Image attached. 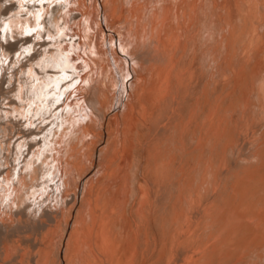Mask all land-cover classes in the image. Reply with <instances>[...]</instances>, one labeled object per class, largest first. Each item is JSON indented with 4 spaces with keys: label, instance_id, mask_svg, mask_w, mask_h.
<instances>
[{
    "label": "bare ground",
    "instance_id": "bare-ground-1",
    "mask_svg": "<svg viewBox=\"0 0 264 264\" xmlns=\"http://www.w3.org/2000/svg\"><path fill=\"white\" fill-rule=\"evenodd\" d=\"M130 1H132V0H130ZM201 1L203 2V0H144L143 5L139 4L140 5L139 7L135 6V7L131 8V10H127V12H126V17L129 18L131 24H133L132 31H133V29L136 30L135 33H133L130 30L125 31L126 30L124 27L125 24L123 25V27L121 24H120L121 26L119 25L118 22L120 20L122 21V19L119 20V17H117V15H119V14L116 15V13L114 11H112V14L109 15L108 17H106L107 15H105L104 18H105V20H107V18H108L110 21L112 20L114 23H117V24H115L118 26V27L116 26V28H117L116 31H117L119 37L120 36L123 37L120 44L122 45V42H123V44L128 48L130 54L133 55L132 60H134V62L137 61L138 63H141L142 65L146 66V64H148V65L151 63L153 64V62H155V61H158V63H159L160 60H167L168 63H166V62H163V63H164V65L168 64L170 67L173 65V62H175L176 59L179 58L177 56L178 58L174 59L177 50H180L179 45L184 43V41H185V38H184V40H183V38H181L183 36V33H185V30L187 28H188V30H190V27L191 28L197 27V24L199 23L198 18L200 15H198V14L201 11L202 5H203V4L201 5ZM258 1H259L258 3H260V0H258ZM126 2L130 3L129 5H131V2H128V0ZM140 2H142V0ZM217 2H219V0ZM249 2H251V1L249 0ZM254 2L257 3V1H255V0H254ZM132 3H133V1H132ZM223 3H226V2L224 1ZM235 3L237 4V2H235ZM215 4H216V1L212 2L210 4L211 5L210 8L215 7ZM251 4L252 3H250V5ZM82 5H84V0H0V22L2 20V23L0 24V40L1 41H2V39L5 40V44H4L5 46H0L1 47L0 48V139H1V142H0V264H12L13 262L14 263L16 262L15 264H20V261H22L26 258L27 259L32 258L34 260L33 255L30 257L28 256L29 258L27 257L28 254L26 255V251H28L27 246H29V248H30V245H27L28 240L26 242L27 250L24 251L22 249L23 247L21 248V246H22L21 243L22 242L25 243V241H24V240H26L25 237L27 235H28L27 237H29L28 231L35 233V231H34L35 228L38 229V231H40V230H42L43 224L45 227H48V228L53 227L54 228L56 225H59L58 224L59 219L63 215L68 216V217L71 216V213L73 210L72 207L74 206V204L72 201L73 196H72V194H70V192L75 187L77 189V187H78L77 177L80 175V172L82 170V167L79 164H77L76 158L78 155H80L81 158L83 156L88 157L87 148H89V144L87 141L89 140L90 137L87 138V136L91 135L90 130L92 129V126H94V125L99 126V125H104L105 123H107V121L106 122L104 121L105 117L103 119V115L106 114V112L109 108L114 110V111H112V113L114 112L112 114L113 115L112 119L111 120L109 119V120L111 121V123L116 128L118 126H120L121 122L122 123L126 122L125 132H123V140L120 141V139H119L120 135L117 137V139H119L118 141H120V144H122V147H121V153H120L121 156H120L118 163L116 165L117 168L115 169L117 172L121 173V176H122L121 178H122V181L124 184L123 192H124V189L128 193L135 191V189L136 190L138 189L140 191L139 201L137 204V208L134 212V214L138 217V223L136 222V224H134V226H132V222H131V217H132L131 212L129 211V213H127L125 208H124V205H123L125 203L124 202L125 198L128 196V195H126V192H125V194H122L120 192L124 201H123L122 205L120 204V205L116 206V207L120 206V210H118V211H120L118 213V214H120V216H118V218L120 220L118 223V233L120 234L122 241H124V245H123L124 246V248H123L124 253L126 251V253H125V255H126L128 251L130 252V259L131 260L127 261L128 263L126 262L125 264H156V262L163 255V252L167 249L169 237L171 236L170 230H169L170 229L169 228L170 223H172L176 217H177V221H178V216L179 215L181 216V214H182L181 213L182 212L181 208H183V207H181L182 203H184L185 201H188V200H190V201L193 200V199L187 200V193H189V191H191L193 189L197 190V188L199 186H202L204 183L207 182V180L204 181V178L208 177V173H209L208 170L210 169V171H211L213 169L212 165H211L212 159H210V157L213 156V154L215 153L216 146L218 144H221V142L218 143L219 138H220V140H222L221 139L222 137H227L228 132L230 133L229 127H232V126H230V123H229L232 119L227 118L230 114L228 116H226V114H225L226 112L230 111V108H229V111L222 113V114H224V117L221 118L219 115V106H218V105H220V102H219V104L217 102V99H219V98H217L216 96L213 95L214 94V89L212 88L213 86L211 87L212 89H209L211 91V93L212 92L213 93L211 94L208 92V88H209L211 83L209 82L210 78L207 77L206 80H204V81L202 80V82H200L201 84H199V86H198V88H199L198 91H194L195 93L197 92L196 95H195V93L192 92L195 96H193V94H192L193 97H191L189 99L188 104L190 105V111L188 112V114L185 112L187 109L184 111V110H182V108H180L181 110L179 112L174 113V114L172 113L169 115L167 113H164L162 116L163 119H160V124H163V125L161 127H159V129H157L158 127L156 128V132L158 131L157 133H159L158 135L160 137V141H157L155 143L150 144L146 140H143V141H146V143L144 142L145 143L144 147H145V151L148 155L145 157V155L143 154L144 160L146 161V167H147L148 162L152 161L156 167L157 166L159 167L158 169H160L159 172L161 173L160 179H158V180L154 179L156 181V182H153L154 186H156L155 187L156 189H154V190H156V193L154 192L155 195H153V198L150 200L148 197L150 194L148 195L144 191L145 190L144 184L136 183V181L134 180L135 173L139 168V161H140L137 157L134 156L133 143L131 141V136L134 134L135 123L137 122V121L135 122L134 118L132 117V111L134 110V107L132 105L129 107L127 105H125V108H124V105H122L123 93L122 94L120 93L119 100H118L119 102L116 101L117 98H115L113 95L114 91L112 89H110V86H109V77L106 76L105 71L102 72L103 67H102V65H100L101 63H99V61L97 59V56L98 55L100 56L99 49H97L96 47H93L92 50L89 52L87 50H85L84 54H81L79 51L80 46H78V44L84 45L85 43L86 44L88 43L87 40H88L90 30H95V32L97 33V30L99 29L98 30L99 33H97V34L98 35L100 34V36L102 35L101 26H99L98 29L96 27V23L99 22L98 25L100 24V20H101V18H99L100 15L98 16V13H95V15H94V13H90L88 10L86 11V9H84V8H83L84 11H82L83 9H81V11H78L77 7H79V6L82 7ZM135 5H136V2H135ZM221 5H222V2H221ZM221 5H220V8H221ZM237 5H236L235 9H237V11H238L239 9H238ZM240 5H238V6L240 7ZM257 5H259V4H257ZM257 5H255V6H257ZM247 6H248V3H247ZM247 6L245 8H247ZM262 6L264 9V5H262ZM230 7L231 6L229 5V8ZM223 8L224 7H222V10H223ZM249 8H251V6ZM249 8H247V9H249ZM254 8H256V7H254ZM233 9H234V5H233ZM259 9H260V7H259ZM259 9L257 11H259ZM91 10H92V8H91ZM246 10H245V12L243 11L242 15H244V16L242 18H240L241 14L240 15L237 14V15H239V17H237L236 20L239 23L240 29H241V31H239L240 33L238 34L239 35L238 38H241L244 35V32H245L244 29L247 26V22H249V20H248L249 18L247 17L248 15L246 16V14L248 13V10H247V12H246ZM249 10L251 11V9H249ZM60 11H63L64 13L62 12V14H61ZM219 11H218V13H219L218 15H220ZM241 11L239 13H242ZM253 11H254V9H253ZM261 11H263V10L260 9V13H261ZM7 12H8V14H7L8 16L5 18V15ZM211 12H212V9H211ZM211 12H209V13L211 14ZM119 13H120V11H119ZM203 13H204V11H202V14ZM260 13H257V15L260 16ZM210 14H209V18H210ZM213 14H214V16L216 15L215 13H213ZM225 14H226V12L224 13V17L226 16ZM231 14H233V13L232 12L227 13V17L225 18V22H224V23H226L225 27L228 30L227 31L228 36H230V34L233 33V31H231V30L235 29V28H232L231 26H229L230 23H228V21L233 18L231 16ZM263 15H261V16H263ZM206 16H207V14H206ZM217 17H215V18H217ZM221 17H222V15H221ZM249 17H250V15H249ZM255 17H256V15H255ZM255 17H253V18H255ZM124 19H126V18H124ZM217 19H219V18H217ZM255 19H254V21L259 22V19H256V20ZM261 20H263V19L261 18ZM126 21H127V19H126ZM126 21H124V22H126ZM128 22H129V20H128ZM213 22L215 24V21H213ZM230 22H231V20H230ZM212 23L210 22V24H212ZM251 23H253V22H251ZM261 23L258 27H257V25L259 23H257V25L253 24L255 26L254 30H252L253 27L250 25L249 30L251 29L253 31L251 34H254V32L255 33L258 32L261 36L264 35V24L261 25ZM4 24H6L7 26L2 31L1 29H2V27H4L3 26ZM81 25L84 27V29H83L85 31L84 35L81 33ZM207 25L209 26V24H207ZM198 26L200 27L199 24H198ZM233 26H234V24H233ZM199 27H197V28H199ZM230 27L232 29H230ZM206 29H208V27ZM236 29H237V27H236ZM197 30L198 29H196V32H197ZM216 30H217V28L210 26L209 30L206 33L207 39H209L210 41L213 42L212 48H214V43H215V45H217V42H219L218 45L221 44V46L223 48L224 58L228 57V56H230L229 50H230V47L232 45L228 44V43H230V41L227 40L228 37L223 38L226 36V35L223 36L224 33H223V35H219L220 33L216 34ZM224 30H225V28H224ZM237 30H234V31L236 32ZM97 34H95V36ZM189 34H190V32H189ZM259 34H256V35L259 36ZM191 35H192V33H191ZM247 35H250V33ZM247 35H246V37H247ZM193 36H195V33H194V35L191 36L192 39L194 38ZM102 37H103V35H102ZM254 37L252 36V39H249L250 43L249 42L248 43L250 44V47H251V40H253ZM188 38H189V36H188ZM191 38H189V39L191 40ZM229 39H231V38L229 37ZM255 39L257 40V38H255ZM186 41H187V39H186ZM235 41L238 42V40H235ZM235 41H234V43H235ZM239 41H241V40H239ZM247 41H248V39H247ZM253 41H252V43L255 44V42H253ZM107 42H109V40ZM107 42H106V44H107ZM165 42H166V46H168V48L166 47L167 49H164L165 48L164 47ZM205 42H206V39H205ZM114 43H116V40H114ZM202 43H203V41H202ZM232 43H233V41L230 44H232ZM110 44H111V42H109V46H111ZM190 44H191L190 46H192V42ZM249 44H247V46ZM193 46H194V44H193ZM203 46H205V45H203ZM194 47H192V48H194ZM215 47H217V49H220V46H219V48H218V46H215ZM252 47L254 48V45ZM260 47H262V46H260ZM240 48H243V47H240ZM247 48H249V47H247ZM104 49L105 50L107 49L106 52L103 51L104 55L107 56L108 59L112 58L113 63L115 61H117L119 63V68L122 71L123 70L122 62L118 58H116L115 55H112L111 53H109V52H113V51H111V50L109 51L107 45H106V48H104ZM214 49L216 50V48H214ZM262 49H264V48H262ZM215 50H214V52H216ZM232 50H233V48H232ZM240 50H242V49H240ZM250 50H252V48ZM259 50H260V48H258V50H256L257 53ZM180 51H182V50H180ZM189 51L190 50H188V52ZM191 51L194 52L195 48H194V51L193 50H191ZM191 51H190V53H192ZM256 51H254L253 54H255ZM204 52H206V51H204ZM204 52L202 54H205ZM116 53L119 54L118 51H116ZM209 53L210 52H208V54ZM233 53H234V51H233ZM250 53H251V51H250ZM250 53H249V55H250L249 58L245 57L244 63H238V61L236 60L237 61V64H236L237 67H236V69L233 70L234 71L233 75L235 73L236 76L234 75L235 77H233V79H232L233 83H231V84H233L232 87H234L233 90H235V87H237L238 94H240V97L237 98L239 95H237V97H236V96H234L236 94L233 93L235 91L232 92L234 94L233 96L237 98L236 101L237 100H239V101L243 100L245 102L244 103L245 106L247 104L246 103L247 98H245L244 96H246V95H243V94H246V92H247L246 89H248V85H249V84L247 85L248 80L251 79V81H249V82H252V78H254L256 75H258L260 77L259 74L261 73L262 70H264V68H261L262 70L261 69L258 70L257 69L258 67L257 68L254 67L257 69V70L255 69V71L250 69V67L253 65V64H251V66L249 65L250 64L249 61H251V58H250L251 54ZM180 54H181V52H180ZM208 54H206V55H208ZM240 54H241V52H240ZM243 54H244V51H243ZM243 54H241V55H243ZM82 55H84V57L86 58V60H87L86 62H84L85 58H83ZM183 55H185V53H183L182 56ZM191 56H193V55H191ZM201 56L203 57V55H201ZM100 57H99V60H101ZM239 57H243V56H239ZM253 57H255V58H253V60L256 59V55H254ZM258 57H259V55H258ZM263 57H264V55H263ZM229 58L231 59L232 57L230 56ZM195 59H197V58L195 57ZM221 59L223 60V56L221 57ZM226 59H228V58H226ZM226 59H224V60H226ZM261 59H260V61H262ZM220 60H219L218 53H217V55H216V53H213L209 57L205 56V58L203 60L204 63H202L203 67H202V65H201V67L205 71L210 73L208 75V76H210L212 72L216 71L218 63L224 62V60L222 62ZM240 60H241V58H240ZM189 61H190V59H189ZM260 61L258 63H262ZM113 63L111 64L112 67H110V72L117 76V71L115 70ZM189 63L191 65L192 62L190 61ZM228 63H231V62H227V60H226V63H224V64H228ZM232 63H233V61H232ZM232 63L228 64V65L229 66L232 65ZM258 63H256V64H258ZM161 64H162V62H161ZM197 64H196V68L198 69ZM256 64H255V66H256ZM262 64H259V66L260 65L262 66ZM148 65L145 67V69L148 67ZM186 65H187V63H186ZM154 66H155V64H154ZM157 66H158V64L156 65V67ZM182 66H184V65H182ZM220 66L222 67L223 63L220 64ZM192 67L195 68L194 65ZM218 67H219V65H218ZM263 67H264V65H263ZM162 68L164 69V67H162ZM227 69L228 68H226V70ZM230 69L231 68H229L228 70H230ZM147 70L148 69H146V71ZM169 70L170 69H168V71ZM182 70H184V69H182ZM204 70H202V71H204ZM180 71H181V69H180ZM217 71H219V70H217ZM183 72H185V70ZM175 73H177V72H175ZM217 73L219 74V72H217ZM221 73L222 72H220V74ZM224 73L226 74V72H224ZM227 73H229V72L227 71ZM161 74H163V73H161ZM172 74L174 75V72ZM160 75H157V76H160ZM166 75H167V73H166ZM177 75H179V74H177ZM187 75H189V74L187 73ZM169 76H170V74H169ZM224 76H223L222 80L226 79L225 78L226 76L225 77ZM174 77H172V78H174ZM195 77H197V76L195 75ZM199 77L200 76L198 75L197 78H199ZM191 78H192V75H191ZM197 78H194V80L196 79V81H197L198 80ZM201 78H202V76H201ZM227 78H228V76H227ZM261 78H264V76H261ZM187 79H189V77H187ZM187 79H184V81ZM140 80L141 81H139V83L137 82L138 86L136 85L138 99L143 96L142 92H143V88H144L143 84H144L145 79L144 80L140 79ZM174 80H175V78H174ZM212 80L216 81V78L212 79ZM222 80H219V81H221V84L223 82ZM232 80L230 79L228 81H232ZM157 81H158V79H157ZM215 81H213V82H215ZM217 81H218V79H217ZM228 81H226V83ZM187 82H188V80H187ZM83 83H84V86L81 85ZM91 83H92L93 87H92ZM216 83H218V82H216ZM216 83H215V85L217 86ZM121 84L123 85L122 80H121ZM194 84H195V82H194ZM224 84H225V81H224ZM187 85L188 84H186V88H187ZM219 85H220V83H219ZM189 86H190V83H189ZM161 87H164V86H161ZM161 87H160V89H161ZM184 87H185V85H184ZM191 87H194V89L197 88L196 85L195 86L193 85ZM158 89L159 88H157V90ZM227 89H229V87ZM144 90H146V89H144ZM164 90L165 89H163L162 91H164ZM251 90L252 89L250 88V91ZM121 91H122V89H121ZM184 91H185V89H184ZM190 91H192V90H190ZM221 91H223V90H221ZM221 91H220V93H221ZM228 91H230V90H228ZM176 92H179V91H176ZM160 93H162V92L160 91ZM222 93H224V92H222ZM222 93L221 94L216 93V95H222ZM225 93H226V91H225ZM232 93H230V94H232ZM77 94H79V95H77ZM176 94L174 93V96H176ZM184 94H181L182 97ZM258 94H260V93H258ZM160 95H159V97H160ZM148 97L149 96H147V98ZM150 97H151V94H150ZM143 98H145V97H143ZM154 98H156V97H154ZM225 98H227V97L225 96ZM231 98H232V95H231ZM146 99H145V101H147ZM151 99H152V97H151ZM178 99H179V97H178ZM224 99L221 98V100H224ZM229 99H228V101H229ZM218 101H220V100H218ZM236 101H233V104H235L234 102H236ZM116 102H117V104H116ZM140 102H141V100H140ZM153 102H155V101L152 100V103ZM231 102H232V100H231ZM231 102H228L226 105H229V103H230L229 106L231 107L232 106ZM141 103L143 104V100ZM159 103H160V101H159ZM175 103H176V101L174 102V104ZM221 103L223 104V102H221ZM244 104H243V106H244ZM161 105H162V102H161ZM161 105L159 104V106H161ZM226 105L224 103V106H226ZM237 105H235V106H237ZM240 105H241V103H240ZM249 105H251V104H249ZM122 106H123V109H125L124 113L122 112L121 114L120 113L117 114L118 110L120 108H122ZM139 106H140V103H139ZM172 106H173V104H172ZM173 107L175 109V106H173ZM185 107H186V105H185ZM248 107H250V106H248ZM221 108H220V110H221ZM232 108H234V107L232 106ZM232 108H231V110H232ZM104 109H105V112H104ZM223 109H225V108H223ZM57 110H59V112H55ZM166 110H168V109H166ZM156 111H154V112H156ZM162 111H163V109H162ZM176 111H178V110H176ZM223 111H225V110H223ZM221 112H222V110H221ZM147 114H149L148 111H147ZM152 114H150V115H152ZM245 114H246V111H245ZM159 115H161V114H159ZM133 116H136V115H133ZM48 118H52L51 122L48 125L49 128L47 126H45V120ZM150 118H152V117H150ZM161 120H162V122H161ZM232 121H231V123H232ZM236 122H237V119H236ZM137 124H139V123H137ZM237 124H238V122H237ZM45 127H47V128L45 129ZM148 128H150V127H148ZM140 129H142V128H140ZM228 129H229V131H228ZM143 130H145L144 127H143ZM148 130H150V129H148ZM241 131H242V129H241ZM92 132H94V131H92ZM232 133H234V132H232ZM247 133H248V131H247ZM251 133H253V132H251ZM93 137H95V135L91 136L92 139H93ZM99 137H101V136H99ZM99 137H97V138H99ZM256 138H258V137H256ZM14 139H15V141L12 142V140H14ZM144 139H146V138L144 137ZM225 139H223V140H225ZM230 139L231 138L227 139V141L232 142ZM136 140L139 141L138 136H137ZM260 140H261V138H260ZM113 141H114V139H113ZM223 145L225 146L226 144L224 143ZM224 146H222V147H224ZM227 146H228V144H227ZM232 146H233V144H232ZM240 148H241V146H240ZM252 150H254V149H252ZM143 151H144V148H143ZM140 152H141V150H140ZM216 154H217V152H216ZM261 157L253 158L254 164H251L253 166L252 170H249L250 168L248 169V167H247V169L249 170L248 171L245 168L247 172L244 171V173L245 172L246 173L242 176L238 175L237 170L233 171V172L232 171L231 172L226 171L227 176H231V179H233V185L231 187L230 193L229 192L227 193V191H225L224 183H222V184L219 183V186H218L219 187L218 188L219 194H218V192H217L218 189L216 190L217 186H215L217 173L214 174V172H213V174H214L213 175L211 173L212 171L210 172V174H212L211 175L212 176L211 181H212V186H213V189L211 190V193L209 195L210 199L205 203L204 207L202 205L200 210H198L197 212L195 211V214H196L195 217L198 216L197 220H198V218H199V220L200 219L202 220L200 224L195 221L196 222L195 223L196 230H194V232L196 231V235H195V233H194V235H195V241L197 243L196 244L197 246L194 250L192 247L193 252L191 254H188L190 252L187 250L188 253L186 251H184V252H186L185 255L181 254L178 257V259L180 261H182V264H256V261L253 258V255L251 253L250 239L248 236L251 233L253 234L252 231H256L257 233H259L261 235L262 241L264 244V200L262 199V193L260 190L261 186H262V181H264V179H263V175H262V171H261V169L263 167V162L261 161L262 160ZM219 164H221V163L219 162ZM156 167H154V172L155 171L158 172V170H156L157 169ZM142 171H143V169H142ZM150 171H152V169H150ZM150 171L148 172V170H147V174L151 173ZM154 172H153V174H154ZM119 173H117V174H119ZM157 175L159 176L158 173H157ZM157 175H155V176H157ZM110 176H112V175H110ZM113 176L115 177L116 175H113ZM118 177L119 176H116V178H112V177H110V178L115 179L114 181H116V179ZM142 177H143V175H142ZM152 178L150 177V179H152ZM111 181H113V180H111ZM146 181H147V179H146ZM211 181H209V182L211 183ZM110 182H109V184H110ZM209 182H208V184H209ZM117 183H115V185H117ZM146 183L147 182H145V184ZM110 185H109V187H110ZM210 186H211V184H210ZM238 187L241 189H238ZM89 188H90V193L88 192L89 195H87L86 204H87V207L89 209V212L92 214V215L89 214V216H91L94 219L96 217V215H95V213L91 212L92 209H90L91 206H93L91 199L93 198L92 197L93 192L97 193L98 189L94 185L92 186V188L91 187H89ZM108 189H110V188H108ZM198 190H199V188H198ZM105 191H108V190L105 189ZM117 191L118 190L114 191V193ZM74 192H75V190H74ZM108 193H109V191H108ZM222 193L227 194V197L223 199V197H221ZM113 195H115V194H113ZM121 195H120V199L122 198ZM137 196H138V194H137ZM74 198H77L76 194H74ZM115 200H118V197H117V199L115 197ZM200 200L201 199H199V201ZM47 201H49V203ZM94 201L97 204L96 194H95V200ZM112 201H114V200H112ZM119 201L118 202L115 201V202L119 203ZM126 201H127V199H126ZM72 204H73V206H72ZM101 204H102V206H101L102 208L100 210V215H99L100 217L99 218L102 220H105V203H101ZM31 206H33L32 209H31ZM51 207H53L54 209L53 210L50 209V211H48L47 209H49ZM92 208H94V207H92ZM96 209H98V208H96ZM111 210H110L111 214L112 213L115 214V212L111 211ZM130 210H131V208H130ZM195 210H196V208H195ZM80 212H81V210H80ZM97 212H98V210H97ZM37 215H38V218L36 217ZM80 215H82V214H80ZM184 216L185 215L182 214L183 218H184ZM35 217L37 218L36 220H35ZM44 219H45V221H44ZM62 219H64V218H62ZM98 219L95 222H97L99 225V221L102 222V220H98ZM132 220H133V218H132ZM135 221H136V219H135ZM135 221H133V222H135ZM188 221H190V220H188ZM83 223H81L82 226L84 225ZM104 223H105V221H104ZM189 223H191V222H189ZM104 225H107L108 229L105 230L106 229L105 228L103 230L104 232L102 231L100 233V236H102L101 237L102 241L104 240L103 237H105L104 236L105 232L110 230L109 229L110 226L108 227L109 224L105 223ZM104 225H103V227H104ZM38 226L39 227L41 226V229H39ZM75 226H78V225H75ZM86 226H85V228H87ZM92 226H91V228H93ZM190 227H193V226H190ZM55 228L57 229V226ZM91 228L89 229V225H88V228H87L88 230H87V232L85 231L87 233V236H90ZM47 229H45V230H47ZM96 229L94 231L98 232ZM101 229H102V227H101ZM49 230H51V229H48V231ZM55 231L56 230H54V232ZM94 231L92 229V233ZM175 231H177V230L175 229ZM190 231H192V230H190ZM54 232H51V233H54ZM88 232L90 234H88ZM187 232H189V230H187ZM34 233H33V235H34ZM44 233H46V231ZM102 233H104V235ZM24 234H26V236ZM43 234H42V237H44V235H45V234L44 235ZM107 234H106V236H107ZM111 234H110V236H111ZM97 235L99 236V234H97ZM226 235H228V238H230V237L231 238L229 240H226L225 239ZM85 236H86V234H85ZM112 236H113V234H112ZM178 236H180V235H178ZM193 236L190 237V241L192 240L191 238ZM70 237H71V235H70ZM91 237H90V239H91ZM32 238H34V237L32 236ZM32 238H30V239H32ZM45 238H47L46 235H45ZM75 238H76V236H75ZM75 238H74V241H75ZM83 238H85V237L83 236ZM83 238H81V239L83 240ZM109 238H112V237H109ZM109 238H108V240H109ZM172 238H171V240H173ZM255 238H257V237L255 236ZM27 239H29V238H27ZM49 239H52V238H49ZM49 239H48V241H49ZM85 239H87V238H85ZM88 239H89V237H88ZM88 239H87V243L89 244L88 241L90 239L89 240ZM187 239H189V237ZM110 240L108 241V243L111 242ZM36 241H37L36 243H38V240H36ZM45 241H46V239H43L42 241L40 240V244L38 245V247L41 245L42 248L37 249L38 252L34 251L37 253L38 259L34 260L33 262L31 260H29L33 264H47V262H49L48 261L49 257H47L48 254L44 251V248H46L47 246H50V244L48 241L47 242H45ZM97 241H99V240H97ZM97 241L94 244H97ZM102 241H101V244H102ZM32 242H33V239H32ZM47 243H48V245H47ZM50 243H52V241ZM81 243H80V245H81ZM33 244H31V246H33ZM68 244H69V242H68ZM84 244H85V242H84ZM189 244H191V242L190 243L186 242V245H189ZM263 244L260 243V244H258V246L253 245V247L254 246L255 247H261ZM117 245L119 246L120 243ZM35 246H37V244H35ZM35 246L32 247L33 250H35ZM179 246H180V244H179ZM182 246H181V248H182ZM52 247H54V246H52ZM98 247L99 246H97V248ZM253 247H252V249H253ZM50 248L51 247H48L47 249L49 250ZM82 248L84 249L83 246H82ZM100 248L101 247H99V249ZM116 248H117V246H115L114 249H116ZM66 249H69V248H66ZM89 249H90V247H89ZM89 249H88V251L90 252ZM94 249H93V251L95 253ZM255 250H257V249H255ZM93 251L91 254L94 255ZM171 251H172V249H171ZM50 252H52V251H50ZM98 252H99V250H98ZM36 253L34 255H36ZM175 253H177V252H175ZM30 254H33V252ZM120 254H122V252ZM97 255H98V253H97ZM116 255H118V254H116ZM37 256H35V259L37 258ZM75 256H76V253H75ZM50 257H51V255H50ZM64 257H65V255H64ZM258 257L259 258L261 257L260 254H258ZM77 258L79 260V256ZM175 258H176V256H175ZM66 260L68 261V259H66ZM74 260H76V258ZM167 260H168V257H167ZM97 261H98V259H97ZM178 261L176 263L173 262V264H177ZM26 263H27V261H26ZM54 263H56V262H54ZM98 263L99 262H97L95 264H98ZM112 263H114V260ZM27 264H29V262ZM50 264H52L51 261H50ZM68 264H71V263H68ZM117 264H119V263H117ZM169 264H170V262H169Z\"/></svg>",
    "mask_w": 264,
    "mask_h": 264
},
{
    "label": "rangeland",
    "instance_id": "rangeland-1",
    "mask_svg": "<svg viewBox=\"0 0 264 264\" xmlns=\"http://www.w3.org/2000/svg\"><path fill=\"white\" fill-rule=\"evenodd\" d=\"M106 0H84V5H82V7H77V10L78 11H81V9H86V11L88 10L90 13H94V15H95V13H98V16H99V18H101V20H100V24L98 25V23H96V27H97V29H98V27L99 26H101V29H102V35H103V37H102V35L100 36V34L98 35L97 33H99L98 32V30H97V33L95 32V30H90L89 31V36H88V43L86 44H84V45H80V44H78V46H80V53L81 54H84V51L85 50H87L88 52L89 51H91L92 50V48L93 47H96L97 49H99V54H100V56L98 55L97 56V59H98V61H99V63H101L100 65H102V67H103V70H102V72H104L105 71V74H106V76H108L109 77V86H110V89H112L114 92H113V95H114V97L115 98H117V100L116 101H118L119 100V96H120V93L122 94L123 93V98H122V105H124V108H125V105H127L128 107L129 106H133L134 107V112L132 111V117L134 118V120H135V128H134V134L131 136V141H132V143H133V149H134V156L135 157H137L140 161H139V168H138V170L136 171V173H135V177H134V180L136 181V183H139V184H144V191L149 195H147L148 197H149V199L151 200L152 198H153V195H155V193H156V190H154V189H156L155 187L156 186H154V183L153 182H156L155 180H158V179H160V177H161V173L159 172V170L160 169H158L159 167L157 166H155V164H153V162L152 161H149L148 162V164H147V167H146V161L144 160V155H145V157L146 156H148L147 155V153H146V151H145V147H144V144L146 143V141L147 142H149L150 144H152V143H155V142H157V141H160V137H159V133H157L156 132V128L157 129H159V127H161L163 124H160V119H163V114L164 113H167V114H174V113H177V112H179L181 109L180 108H182V110H186L185 112L188 114V112L190 111V105L188 104L189 103V99L191 98V97H193V96H195L196 95V93L194 92V91H198V86H199V84H201L200 82H202V80L204 81V80H206V78L208 77V78H210V80H209V82L211 83L210 84V86H209V88H208V92L209 93H211V91L209 90V89H214V96H216L217 98H219V99H217V102H218V104H219V102H220V105H218L219 106V115H220V117L221 118H223L224 117V114H222V113H224V112H226V111H229V108H230V113L229 112H226L225 114H226V116H228L229 114L231 115H229L227 118L229 119V118H231L232 120V123H231V121L229 122L230 123V126H232V127H229V129H230V133L228 132V136L227 137H222L221 139L223 140V139H225V140H220V138H219V142L218 143H220L221 142V144H218L217 146H216V151H215V155L213 154V156H211L210 157V159H212V163H211V165H212V168L214 169H212L211 171H210V169L208 170L209 171V173H208V177H205L204 178V181H206L207 180V184L206 183H204L202 186H199L198 188H199V190H198V188H197V190H195V189H193V190H191V191H189V193H187V200L188 199H193L192 201H190V200H188V201H185L184 203H182V206L181 207H183V208H181V213L183 214V215H185L184 216V218L182 217V214H181V216L179 217L178 216V221H177V217L174 219V221L172 222V223H170V225H169V230H170V237H169V242H168V246H167V249L163 252V255L160 257V259L156 262V264H169V262H170V264H173V262L174 263H176L179 259H178V257L181 255V254H183V255H185V253L187 252L188 253V251L190 252V253H188V254H191L193 251H192V247H193V250L196 248V241H195V235H196V231L194 232V230H196V225H195V223L196 222H198L199 224L201 223V219L199 220V218H198V220H197V217L198 216H196L195 217V211L197 212L198 210H200L201 209V207H202V205H203V207H204V205H205V203L210 199V197H209V195H210V193H211V190L213 189V186H212V174H213V172H214V174H216V185L215 186H217V188H216V190L219 188L218 186H219V183L220 184H222V183H224V185H225V191H227V193L229 192L230 193V190H231V187H232V185H233V179H231V176H227V174H226V171H229V172H233V171H236L237 170V172H238V175L239 176H242V175H244L247 171H246V169H247V167H248V169L249 170H252V168H253V166L251 165V164H254V160H253V158H255V157H261V161L263 162V167H262V169H261V171H262V175H263V179H264V78H260V77H258V79L256 78V79H254V81H252V82H249V81H251V79H249L248 80V82H247V85H248V89H246V91L248 92H246V94H243V95H246V96H244L245 98H247L246 100H247V104H246V106H245V102L243 101V100H237L236 101V99L237 98H239L240 97V94H238V89H237V87H235V90H233V88L234 87H232V85L233 84H231V83H233V77H235L236 75H235V73H234V75H233V70L234 69H236V67H237V61H238V63H244V61H245V57L246 58H249V53H250V51H251V55H252V53L254 52V51H256L260 46H261V41H262V37H261V35L257 32V33H255L254 32V34H251L253 31L252 30H254L255 28V26L254 25H257V23H259L258 25H257V27L260 25V23H261V25H263L264 24V9H263V6L262 5H264V0L262 1V0H260V3H258L259 1L258 0H255V1H257V3L256 2H254V0H250L251 2H249V0H219V2H217L218 0H203V2L201 1V5H202V9H201V11L199 12V14L198 15H200L199 16V20H198V24L200 25V27L198 26V24H197V27H199V28H197V27H193V28H191L190 27V30H188V28L185 30V33H183V36L181 37V38H183V40H184V38H185V41H184V43H182V44H180L179 46H180V50H182V51H180V50H177V52H176V54H175V57H174V59H176V58H178V59H176V61L175 62H173V65L172 66H170L169 67V65L168 64H165L164 65V63L163 62H166V63H168L167 62V60H160L159 61V63H158V61H155V62H153V64L151 63V64H146V66L148 65V67L146 68V69H148L147 71H146V69H145V67L146 66H144V65H142L141 63H138L137 61H135L134 62V60H132L133 59V55L132 54H130V52H129V50H128V48L123 44V42H122V45L120 44V42L122 41V39H123V37H119V35H118V33H117V28H116V26L117 25H115V24H117V23H114L112 20V22L107 18V20H105V18H104V16L105 15H107L106 17H108L109 15H111L112 14V11H114L115 13H116V15L117 14H119V15H117V17H119V20L120 19H122V21L120 20L118 23H119V25L121 24L122 25V27H123V25H124V27H125V31H132V27H133V24H131V22H130V19L129 18H127L126 17V12H127V10H131V8H133V7H135V6H140L139 4H144V0H142V2H140L141 0H132L133 1V3H132V1H130V0H128V2H131V5H129L130 3H127L126 1L127 0H107L106 2H105ZM215 2L216 1V4H215V7H213V8H210V4L212 3V2ZM222 2V5H221V2ZM226 2V3H223V2ZM246 1V2H245ZM248 1V2H247ZM262 1V2H261ZM135 2H136V5H135ZM138 2V3H137ZM211 2V3H210ZM235 2H237V4L238 5H240V7L235 3ZM243 2V3H242ZM245 2V3H244ZM107 3V4H106ZM221 5V8H220V5ZM234 3V4H233ZM240 3V4H239ZM247 3H248V6H247ZM250 3H252L251 5H250ZM91 4V5H90ZM133 4V5H132ZM237 5V7H238V11H237V9H235L236 8V5ZM245 4V5H244ZM257 5V4H259V5H257V6H255V5ZM129 5V6H128ZM229 5L232 7H230L229 8ZM233 5H234V9H233ZM98 6V7H97ZM107 6V7H106ZM219 6V7H218ZM247 6V8H249L250 6H251V8H249V9H251V11L249 10V9H247V8H245ZM253 6V7H252ZM128 7V8H127ZM204 7V8H203ZM222 7H224L223 8V10H222ZM243 7V8H242ZM254 7H256V8H254ZM259 7H260V9L261 10H263V11H261V13H260V9H259ZM91 8H92V10H91ZM217 8V9H216ZM245 8V9H244ZM259 9V11H257L258 9ZM84 9L82 10V11H84ZM124 11H123V10ZM211 9H212V12H211ZM243 9V10H242ZM248 10V13L246 14V16L249 18L248 20H249V22H247V26H246V28L244 29L245 30V32H244V35L241 37V38H238L239 37V31H241V29H240V25H239V23L237 22V20H236V18L237 17H239V15L241 14H243V11L245 12V10ZM253 9H254V11H253ZM220 10V11H219ZM222 10V11H221ZM225 10V11H224ZM242 10V11H241ZM247 10H246V12H247ZM92 11V12H91ZM119 11H120V13H119ZM202 11H204V13L202 14ZM217 11V12H216ZM218 11L220 12V15H218L219 13H218ZM224 11V12H223ZM242 12V13H239V12ZM253 11V12H252ZM62 12L63 11H60V13L62 14ZM101 12V13H100ZM124 12V13H123ZM206 12V13H205ZM209 12H211V14L209 13ZM222 12V13H221ZM226 12V16L224 17V13ZM229 12H232L233 14H231V16L233 17L232 19H230L231 20V22H230V20L228 21V23H230V25L229 26H231L232 28H235V29H232L231 27H230V29H232L231 31H233V33H231L230 34V36H228V34H227V28L225 27L226 25V23H224L225 22V18L227 17V13H229ZM252 14H250V13ZM64 13V12H63ZM84 13V12H83ZM106 13V14H105ZM213 13H215L216 15L214 16V14ZM257 13H260V16L261 15H263V16H259V15H257ZM8 14V12L6 13V15H5V18L8 16L7 15ZM206 14H207V16H206ZM209 14H210V18H209ZM237 14H239V15H237ZM254 14V15H253ZM221 15H222V17H221ZM240 15V18H242L244 15H242L241 16ZM249 15H250V17H249ZM255 15H256V17H255ZM125 16V17H124ZM212 16V17H211ZM218 16V17H217ZM259 16V17H258ZM4 17V16H3ZM123 17V18H122ZM204 17V18H203ZM215 17H217V18H219V19H217V18H215ZM224 17V18H223ZM253 17H255L256 19H259V22L258 21H254V19L255 18H253ZM124 18H126L127 19V21H126V19H124ZM215 18V19H214ZM261 18L263 19V20H261ZM201 19V20H200ZM215 21V24H214V22L212 21ZM228 19V18H227ZM255 19V20H256ZM109 20V21H108ZM128 20H129V22H128ZM253 20V21H252ZM108 21V22H107ZM124 21H126V22H124ZM217 21V22H216ZM110 22V23H109ZM210 22L212 23V24H210ZM219 22V23H218ZM251 22H253V23H251ZM2 23V20H1V22H0V24ZM224 23V24H223ZM256 23V24H255ZM203 24V25H202ZM207 24H209V26L207 25ZM232 24V25H231ZM233 24H234V26H233ZM254 24V25H253ZM114 25V26H113ZM120 25V26H121ZM128 25V26H127ZM220 25V26H219ZM249 25V26H248ZM250 25L253 27L252 28V30L250 29L249 30V28H250ZM4 27H2V31H3V29L4 28H6V24H4L3 25ZM210 26H212V27H214V28H217V30H216V34H218V33H220L219 35H223V33H224V35L223 36H225V37H223V38H227L228 37V41H230V43L233 41V43L232 44H230V43H228L229 45H232L231 47H230V53H229V55L233 58H229L230 56H228V57H225L224 58V53H223V48H222V46H221V44L220 45H218V43L219 42H217V45H215V43H214V48H216V50L214 49V48H212L213 47V42L212 41H210L209 39H207V35H206V33H207V31L209 30V28H210ZM224 26V27H223ZM239 26V27H238ZM118 27V26H117ZM208 27V29H206ZM223 27V28H222ZM236 27H237V29H236ZM224 28H225V30H224ZM84 29V27L81 25V33L84 35L85 34V31L83 30ZM195 29V30H194ZM196 29H198L197 30V32H196ZM229 29V30H230ZM234 30H237L236 32L234 31ZM249 30V31H248ZM84 33H83V32ZM195 33V36H193L194 38L192 39L191 38V36L192 35H194V33ZM257 31V30H256ZM133 33H135L136 32V30L135 29H133V31H132ZM189 32H190V34H189ZM191 33H192V35H191ZM250 33V35H247V34H249ZM95 34H97L96 36H95ZM167 34V33H166ZM186 34V35H185ZM198 34V35H197ZM236 34V35H235ZM256 34H259V36L258 35H256ZM91 35V36H90ZM116 35V36H115ZM168 35V34H167ZM202 35V36H201ZM238 35V36H237ZM246 35H247V37H246ZM254 37L253 38V40H251V47H250V41H249V39H252V36ZM188 36H189V38H191V40L188 38ZM199 36V37H198ZM234 36V37H233ZM249 36V37H248ZM258 36V37H257ZM78 37V36H77ZM98 37V38H97ZM116 37V38H115ZM203 37V38H202ZM229 37L231 38V39H229ZM245 37V38H244ZM108 38V39H107ZM233 38V39H232ZM235 38V39H234ZM255 38H257V40L255 39ZM186 39H187V41H186ZM205 39H206V42H205ZM247 39H248V41H247ZM76 40V39H75ZM109 40V42H111V46H109V42H107ZM114 40H116V43H114ZM235 40H238V42L237 41H235ZM239 40H241V41H239ZM4 41V42H3ZM202 41H203V43H202ZM234 41H235V43H234ZM252 41L253 42H255V44L254 43H252ZM106 42H107V44H106ZM187 44H186V43ZM192 42V46H190L191 44L190 43ZM249 42V43H248ZM0 46H5L4 44H5V40L4 39H2V41L0 40ZM3 43V44H2ZM7 43V42H6ZM206 43V44H205ZM244 43V44H243ZM165 44V48L164 49H167L168 48V46H166V42L164 43ZM184 44V45H183ZM193 44H194V46H193ZM197 44V45H196ZM210 44V45H209ZM235 44V45H234ZM247 44H249L248 46H247ZM96 45V46H95ZM106 45H107V47H108V49H109V51L111 50V51H113V52H109V53H111L112 55H115L116 56V58H118L121 62H122V64H123V70L121 71L120 70V68H119V63L117 62V61H115L114 63H113V59L112 58H110V59H108V57L107 56H105L104 55V52H106L107 51V49L105 50L104 48H106ZM202 45V46H201ZM203 45H205V46H203ZM254 45V48L252 47ZM190 46V47H189ZM197 46V47H196ZM215 46H218V48H219V46H220V49H217V47H215ZM235 48H234V47ZM239 46V47H238ZM110 47V48H109ZM167 47V48H166ZM192 47H194L195 48V51H194V48H192ZM203 47V48H202ZM205 47V48H204ZM211 47V48H210ZM240 47H243V48H240ZM247 47H249V48H247ZM1 48V47H0ZM232 48H233V50H232ZM252 48V50H250ZM103 49V50H102ZM127 49V50H126ZM201 49V50H200ZM210 49V50H209ZM235 49V50H234ZM240 49H242V50H240ZM249 49V50H248ZM188 50H193L194 52H192V53H190V51L188 52ZM214 50L216 51V52H214ZM248 50V51H247ZM104 51V52H103ZM116 51H118V53L119 54H117L116 53ZM204 51H206V52H204L205 54H202ZM219 51V52H218ZM233 51H234V53H233ZM243 51H244V54H243ZM247 51V52H246ZM259 51H261V47H260V50ZM180 52H181V54H180ZM198 52V53H197ZM208 52H210L209 54H208ZM240 52H241V54H243V55H241L240 54ZM132 53V52H131ZM183 53H185V55H183L182 56V54ZM201 53V54H200ZM213 53H216V55H217V53H218V55H219V60L221 59V57L223 56V60L224 59H226V58H228V59H226L227 60V62H231L232 63V61H233V63H232V65H228V64H231V63H228V64H224V63H226V60H224V62H222L223 60L221 59L220 61L223 63V66L221 67L220 66V64H222V63H218V65H219V67H218V65H217V69H216V71L215 72H212L211 73V75L210 76H208L210 73H208L207 71H205L202 67H203V65H202V63H204L203 62V60H204V58H205V56H210V55H212ZM246 53V54H245ZM206 54H208V55H206ZM234 54V55H233ZM191 55H193V56H191ZM196 55V56H195ZM201 55H203V57L201 56ZM205 55V56H204ZM233 55V56H232ZM237 55V56H236ZM83 56V58H85L84 57V55H82ZM111 56V55H110ZM178 56V57H177ZM236 56V57H235ZM239 56H243V57H239ZM99 57L101 58V60H99ZM195 57L197 58V59H195ZM202 57V58H201ZM235 57V58H234ZM193 60H192V59ZM240 58H241V60H240ZM251 58V57H250ZM189 59H190V61L192 62L191 63V65H190V61H189ZM235 59V60H234ZM103 60V61H102ZM179 60V61H178ZM195 60V61H194ZM237 60V61H236ZM87 60H86V58L84 59V62H86ZM102 61V62H101ZM112 61V62H111ZM174 61V60H173ZM110 62V63H109ZM161 62H162V64H161ZM200 62V63H199ZM104 65H103V64ZM113 63V66L115 67V70L117 71V76L115 75V74H113V73H111L110 72V67H112V64ZM158 64V68L156 67V65ZM186 63H187V65H186ZM198 65V69L196 68V64ZM78 64V63H77ZM154 64H155V66H154ZM181 64V65H180ZM153 65V66H152ZM164 65V66H163ZM168 65V66H167ZM182 65H184V66H182ZM195 66V68L194 67H192V66ZM201 65H202V67H201ZM228 65V66H227ZM180 66V67H179ZM156 69H155V68ZM162 67H164V69L162 68ZM183 67V68H182ZM186 67V68H185ZM192 67V68H191ZM244 67V66H243ZM202 68V69H201ZM219 68V69H218ZM226 68H231L230 70H226ZM245 68V67H244ZM168 69H170L169 71H168ZM179 69V70H178ZM180 69H181V71H180ZM182 69H184L185 70V72H183L184 70H182ZM107 70V71H106ZM109 70V71H108ZM155 70V71H154ZM178 70V71H177ZM191 70V71H190ZM193 70V71H192ZM202 70H204V71H202ZM217 70H219V71H217ZM221 70V71H220ZM121 71V72H120ZM146 71V72H145ZM166 71V72H165ZM195 71V72H194ZM227 71L229 72V73H227ZM174 72V75L172 74ZM175 72H177V73H175ZM181 72V73H180ZM199 72V73H198ZM217 72H219V74L217 73ZM220 72H222L221 74H220ZM224 72H226V74L224 73ZM161 73H163V74H161ZM165 73V74H164ZM166 73H167V75H166ZM187 73L189 74V75H187ZM191 73V74H190ZM232 73V74H231ZM162 76H161V75ZM169 74H170V76H169ZM172 74V75H171ZM177 74H179V75H177ZM198 77V75L200 76L199 78H197V77H195V75ZM228 74V75H227ZM152 75V76H151ZM157 75H160V76H157ZM177 75V76H176ZM187 75V76H186ZM191 75H192V78H191ZM207 75V76H206ZM213 75V76H212ZM226 77H225V76ZM230 75V76H229ZM175 76V77H174ZM201 76H202V78H201ZM206 76V77H205ZM216 76V77H215ZM223 76L226 78V79H224V80H222L223 79ZM227 76H228V78H227ZM162 77V78H161ZM172 77H174L175 78V80H174V78H172ZM185 77V78H184ZM187 77H189V79H187ZM169 78V79H168ZM187 79L188 80V82H187V80H185L184 81V79ZM194 78H197L198 80L196 81V79L194 80ZM216 78V81L215 80H212V79H215ZM220 78V79H219ZM232 80V81H228V80H230V79ZM140 79H142V80H144V84H143V86H144V88H143V92H142V97H140L139 99H138V94H137V87H136V85L138 86V84H137V82L139 83V81H141ZM157 79H158V81H157ZM162 79V80H161ZM165 79V80H164ZM168 79V80H167ZM174 81H173V80ZM201 79V80H200ZM217 79H218V81H217ZM121 80L123 81V85L121 84ZM167 80V81H166ZM171 80V81H170ZM182 80V81H181ZM219 80H222L223 82H222V84H221V81H219ZM165 81V82H164ZM179 81V82H178ZM199 81V82H198ZM212 81V82H211ZM213 81H215V82H213ZM224 81H225V84H224ZM226 81H228L227 83H226ZM154 82V83H153ZM161 82V83H160ZM172 82V83H171ZM175 82V83H174ZM177 82V83H176ZM194 82H195V84H194ZM216 82H218V83H216ZM153 83V84H152ZM183 83V84H182ZM189 83H190V86H189ZM215 83L217 84V86L215 85ZM219 83H220V85H219ZM231 85H230V84ZM113 84V85H112ZM157 84V85H156ZM160 84V85H159ZM170 84V85H169ZM186 84H188L187 85V88H186ZM198 84V85H197ZM227 84V85H226ZM254 84V85H253ZM82 86H84V83L83 84H81ZM91 85H92V83H91ZM150 85V86H149ZM168 85V86H167ZM184 85H185V87H184ZM195 86L196 85V89H194V87H191V86ZM230 85V86H229ZM252 85V86H251ZM263 85V86H262ZM161 86H164V87H161ZM167 86V87H166ZM213 86V87H212ZM92 87H93V85H92ZM153 87V88H152ZM160 87H161V89H160ZM191 87V88H190ZM212 87V88H211ZM229 87V89H227ZM253 87V88H252ZM148 88V89H147ZM152 88V89H151ZM155 88V89H154ZM157 88H159L158 90H157ZM185 89V91H184V89ZM224 88V89H223ZM232 90H231V89ZM250 88L252 89L251 91H250ZM121 89H122V91H121ZM144 89H146V90H144ZM163 89H165L164 91H162ZM187 89V90H186ZM227 89V90H226ZM190 90H192V91H190ZM217 90V91H216ZM221 90H223V91H221ZM228 90H230V91H228ZM121 91V92H120ZM154 91V92H153ZM160 91L162 92V93H160ZM176 91H179V92H176ZM184 91V92H183ZM220 91H221V93L222 92H224L225 93V91H226V95L224 94V93H222V95H216V93L217 94H221L220 93ZM233 91H235V92H233ZM148 94H147V93ZM183 92V93H182ZM187 92V93H186ZM195 93V95L193 94V93ZM216 92V93H215ZM234 94H236V95H234ZM174 93L176 94V96H174ZM184 94L183 95V97H182V95L181 94ZM213 93V92H212ZM211 93V94H212ZM230 93H232V94H230ZM251 93V94H250ZM258 93H260V94H258ZM111 94V93H110ZM136 94V95H135ZM150 94H151V97H152V99H151V97H150ZM161 94V95H160ZM192 94H193V96H192ZM228 94V95H227ZM77 95H79V94H77ZM155 95V96H154ZM159 95H160V97H159ZM180 95V96H179ZM230 95V96H229ZM231 95H232V98H231ZM236 96L237 97V95H239L237 98L236 97H234V96ZM147 96H149L148 98H147ZM221 96V97H220ZM225 96L227 97V98H225ZM229 96V97H228ZM143 97H145V98H143ZM154 97H156V98H154ZM160 99H159V98ZM178 97H179V99H178ZM182 97V98H181ZM138 100H137V99ZM147 98V99H146ZM184 98V99H183ZM221 98L222 99H224V100H221ZM232 100V102H231V100ZM145 99L147 100V101H145ZM150 99V100H149ZM155 99V100H154ZM177 99V100H176ZM181 99V100H180ZM183 99V100H182ZM187 99V100H186ZM228 99H229V101H228ZM234 99V100H233ZM263 99V100H262ZM140 100H141V102H142V100H143V104L140 102ZM152 100L153 101H155V102H153L152 103ZM163 100V101H162ZM218 100H220V101H218ZM245 100V99H244ZM158 103H157V102ZM159 101H160V103H159ZM176 101V103L174 104V102ZM185 101V102H184ZM233 101H236V102H234L235 104H233ZM243 101V102H242ZM119 102V101H118ZM125 102V103H124ZM150 102V103H149ZM161 102H162V105H161ZM167 102V103H166ZM221 102H223V104L221 103ZM228 102H231V105L234 107V108H232V106L230 107L229 105H230V103H229V105H226ZM139 103H140V106H139ZM155 103V104H154ZM157 103V104H156ZM182 103V104H181ZM224 103H225V105L227 106H224ZM238 105H237V104ZM240 103H241V105H240ZM251 104V105H249V104ZM116 104H117V102H116ZM159 104L161 105V106H159ZM169 104V105H168ZM172 104H173V106H175V109H174V107L172 106ZM243 104H244V106H243ZM138 107H137V106ZM145 107H144V106ZM154 105V106H153ZM156 105V106H155ZM185 105H186V107H185ZM235 105H237V106H235ZM136 106V107H135ZM168 106V107H167ZM222 108H221V107ZM240 106V107H239ZM248 106H250V107H248ZM142 107V108H141ZM160 107V108H159ZM164 107V108H163ZM244 107V108H243ZM139 108V109H138ZM141 108V109H140ZM159 108V109H158ZM163 109V111H162V109ZM168 109V110H166V109ZM177 108V109H176ZM185 108V109H184ZM220 108H221V110H222V112H221V110H220ZM223 108H225V109H223ZM231 108H232V110H231ZM144 111H143V110ZM148 109V110H147ZM158 109V110H157ZM60 110V109H59ZM59 110H57V111H55V112H59ZM146 110V111H145ZM157 110V111H156ZM176 110H178V111H176ZM223 110H225V111H223ZM112 111H114V110H112V109H108L107 110V112H106V114L105 115H103V119H104V117H105V122L107 121V123H105L104 125H99V126H96V125H94V126H92V129L90 130L91 131V135L89 136H87V138H89V140L87 141L88 142V144H89V148H87V155H88V157L87 156H83L82 158L80 157V155H78L77 156V158H76V162H77V164H79L81 167H82V170H81V172H80V175L77 177V182H78V187H77V189H76V187L75 188H73V190L70 192V194H72V196H73V204H74V206H73V204H72V208H73V210H72V213H71V216L70 217H68V216H65V215H63L60 219H59V225H56L57 226V229L55 228H51V227H45L44 226V224H43V227H42V230H40V231H38V229H34V231H35V233L34 232H31V231H28L29 233V237H27L26 236V234H24L25 236V238H26V240H24L25 241V243H21L22 244V246H21V248L25 251V250H27V248H26V242H27V240H28V243H27V245H30V248H29V246H27L28 247V251H26V255H27V257L29 256H32L33 255V258H34V260H37L38 259V256H37V253L36 252H38L37 251V249H40V248H42L41 247V245L38 247V245L40 244V240L42 241L43 239H46V241L45 242H47L48 241V239L49 238H52V239H49V244H50V246H47L46 248H44V251L48 254L47 255V257H49L47 260L49 261V262H47V264H50V261L52 262V264H68V263H71V264H95V263H97V262H99L98 264H117V263H121V264H125L127 261H129V260H131L130 259V252L128 253L127 252V254L125 255V253H126V251H125V253H124V241H122V238L120 237V234L118 233V223H119V218H118V216H120V214H118L120 211H118V210H120V206H118V207H116L117 205H122L123 204V201H124V199H123V197H122V195H121V193L122 194H125V192H126V190L124 189V192H123V188H124V184H123V181H122V176H121V173H119V172H117L115 169L117 168V163H118V160H119V158H120V156H121V147H122V144H120V141L121 140H123V132H125V127H126V122H121V124H120V126H118L117 128L111 123V119H112V114L114 113H112ZM121 111V112H120ZM124 111H125V109H123V106H122V108H120L119 110H118V112H117V114L118 113H124ZM147 111H148V113L149 114H147ZM154 111H156V112H154ZM159 111V112H158ZM165 111V112H164ZM167 111V112H166ZM169 111V112H168ZM233 111V112H232ZM245 111H246V114H245ZM104 112H105V109H104ZM158 112V113H157ZM183 112V111H182ZM232 112V113H231ZM236 114H235V113ZM144 113V114H143ZM153 113V114H152ZM228 113V114H227ZM116 114V113H115ZM141 114V115H140ZM150 114H152V115H150ZM157 114V115H156ZM159 114H161V115H159ZM223 116H222V115ZM235 114V115H234ZM133 115H136V116H133ZM139 117H138V116ZM150 115V116H149ZM234 115V116H233ZM147 116V117H146ZM149 116V117H148ZM236 116V117H235ZM245 116V117H244ZM150 117H152V118H150ZM248 117V118H247ZM110 119V120H109ZM143 119V120H142ZM159 119V120H158ZM236 119H237V122H238V124H237V122H236ZM51 120H52V118H48V119H46L45 120V126H47L48 128H49V123L51 122ZM139 120V121H138ZM147 120V121H146ZM239 120V121H238ZM245 121V122H244ZM144 124H143V123ZM156 122V123H155ZM161 122H162V120H161ZM137 123H139V124H137ZM111 124V125H110ZM165 124V123H164ZM141 125V126H140ZM249 125V126H248ZM253 125V126H252ZM111 126V127H110ZM47 127H45V129L47 128ZM143 127H144V129L145 130H143ZM148 127H150V128H148ZM241 127V128H240ZM140 128H142V129H140ZM237 128V129H236ZM122 129V130H121ZM148 129H150V130H148ZM229 129H228V131H229ZM241 129H242V131H241ZM140 130V131H139ZM92 131H94V132H92ZM144 131V132H143ZM150 131V132H149ZM155 131V132H154ZM247 131H248V133H247ZM98 132V133H97ZM100 132V133H99ZM232 132H234V133H232ZM251 132H253V133H251ZM140 135H139V134ZM243 133V134H242ZM103 134V135H102ZM147 134V135H146ZM254 134V135H253ZM95 135V137H93V139L91 138V136H94ZM120 135V136H119ZM247 135V136H246ZM262 135V136H261ZM99 136H101V137H99ZM120 137L119 139H120V141H118L119 139H117V137ZM137 136H138V140L139 141H137L136 140V138H137ZM238 136V137H237ZM244 138H243V137ZM97 137H99V138H97ZM141 137V138H140ZM144 137L146 138V139H144ZM249 137V138H248ZM256 137H258V138H256ZM261 138V140H260V138ZM97 138V139H96ZM143 138V139H142ZM150 138V139H149ZM229 138H231L230 140L232 141V142H230V141H227V139H229ZM113 139H114V141H113ZM150 141H149V140ZM237 141H236V140ZM253 139V140H252ZM142 140V141H141ZM143 140H146V141H143ZM252 140V141H251ZM257 140V141H256ZM13 141H15V139L14 140H12V142ZM227 143H226V142ZM236 143H235V142ZM246 141V142H245ZM0 142H1V139H0ZM137 142V143H136ZM145 142V143H144ZM253 142V143H252ZM94 143V144H93ZM116 143V144H115ZM226 144L225 146L223 145V144ZM12 144V143H11ZM110 144V145H109ZM138 144V145H137ZM149 144V145H150ZM227 144H228V146H227ZM230 144V145H229ZM232 144H233V146H232ZM242 144V145H241ZM255 144V145H254ZM258 145V146H257ZM12 146V145H11ZM111 146V147H110ZM221 146V147H220ZM222 146H224V147H222ZM240 146H241V148H240ZM246 146V147H245ZM251 146V147H250ZM257 147V148H256ZM117 148V149H116ZM140 148V149H139ZM142 148V149H141ZM143 148H144V151H143ZM220 148V149H219ZM223 150H222V149ZM248 148V149H247ZM251 148V149H250ZM252 149H254V150H252ZM120 150V151H119ZM140 150H141V152H140ZM225 150V151H224ZM239 152H238V151ZM262 150V151H261ZM143 151V152H142ZM244 151V152H243ZM252 151V152H251ZM216 152H217V154H216ZM248 152V153H247ZM113 153V154H112ZM243 153V154H242ZM144 154V155H143ZM238 154V155H237ZM206 155V154H205ZM217 155V156H216ZM224 155V156H223ZM207 156V155H206ZM255 156V157H254ZM113 158V159H112ZM118 158V159H117ZM225 158V159H224ZM245 158V159H244ZM248 158V159H247ZM250 158V159H249ZM64 159V158H63ZM112 159V160H111ZM209 160V159H208ZM226 160V161H225ZM109 161V162H108ZM207 161V160H206ZM215 161V162H214ZM143 162V163H142ZM219 162L221 163V164H219ZM110 163V164H109ZM109 164V165H108ZM105 165V166H104ZM107 165V166H106ZM214 165V166H213ZM222 165V166H221ZM142 166V167H141ZM104 167V168H103ZM110 167V168H109ZM154 167H156L157 169L156 170H158V172L157 171H155L154 172ZM220 167V168H219ZM225 167V168H224ZM228 167V168H227ZM216 168V169H215ZM222 168V169H221ZM227 168V169H226ZM246 168V169H245ZM142 169H143V171H142ZM148 170V172L150 171V169H152V171H150L152 174H153V172H154V174L155 175H157V173L159 174V176L157 175V176H155L154 174L152 175L151 173H148L147 174V170ZM220 169V170H219ZM225 169V170H224ZM240 169V170H239ZM247 169V170H248ZM109 170V171H108ZM141 170V171H140ZM248 170V171H249ZM207 171V172H208ZM217 171V172H216ZM244 171H246L245 173H244ZM105 172V173H104ZM143 172V173H142ZM210 172L212 173V174H210ZM114 173V174H113ZM117 173H119V174H117ZM207 174V173H206ZM213 174V175H214ZM110 175H112V176H110ZM113 175H116V176H119L117 179H116V181H114L115 179H111L110 177H112V178H116V176L114 177ZM142 175H143V177H142ZM145 176V177H144ZM104 177V178H103ZM149 179H148V178ZM150 177L152 178V179H150ZM158 177V178H157ZM211 177V178H210ZM223 177V178H222ZM143 178V179H142ZM208 178V179H207ZM111 179V180H113V181H109V180ZM146 179H147V181H146ZM155 179V180H154ZM262 179V180H263ZM139 180V181H138ZM108 181V182H107ZM119 181V182H118ZM144 181V182H143ZM149 181V182H148ZM209 181H211V183L209 182ZM221 181V182H220ZM109 182H110V184H109ZM114 182V183H113ZM118 182V183H117ZM145 182H147L146 184H145ZM208 182H209V184H208ZM218 182V183H217ZM264 181H262V186H261V193H262V199L264 200V183H263ZM106 183V184H105ZM110 185V187H109V185ZM115 183H117V185H115ZM153 184V185H152ZM210 184H211V186H210ZM218 184V185H217ZM96 186V188L98 189V192L96 193V192H93V198L91 199L92 200V204H93V206H91V208L90 209H92L91 210V212H93V213H95V215H96V217L93 219L91 216H89V214L90 215H92L90 212H89V209H88V207H87V204H86V199H87V195H89V193H90V188L89 187H91L92 188V186ZM114 185V186H113ZM119 185V186H118ZM102 186V187H101ZM117 186V187H116ZM121 186V187H120ZM208 186V187H207ZM106 187V188H105ZM113 187V188H112ZM108 188H110V189H108ZM105 189L106 190H108L109 191V193H108V191H105ZM114 189V190H113ZM148 189V190H147ZM222 189V188H221ZM238 189H241V188H239L238 187ZM74 190H75V192H74ZM116 190H118L117 192H115L114 193V191H116ZM121 190V191H120ZM153 190V191H152ZM195 190V191H194ZM111 191V192H110ZM210 191V192H209ZM89 192V193H88ZM121 192V193H120ZM151 192V193H150ZM155 192V193H154ZM217 192H218V194H219V189L217 190ZM117 193V194H116ZM74 194H76L77 195V198H74ZM95 194H96V198H97V204H96V202L94 201L95 200ZM113 194H115V195H113ZM137 194H138V196H137ZM205 194V195H204ZM120 195H121V199H120ZM126 195H128L126 198H125V203L123 204L124 205V208H125V210H126V212L127 213H129V211L131 212V222H132V226H134V224H136V222L138 223V217L134 214V212H135V210H136V208H137V204H138V201H139V197H140V191L137 189H135V191H132L131 193L129 192H126ZM195 195V196H194ZM232 195V194H231ZM115 197H116V199H117V197H118V200H115ZM200 197V198H199ZM221 197H223V199L224 198H226L227 197V194H225V193H222V195H221ZM201 199L200 201H199V199ZM75 199V200H74ZM126 199H127V201H126ZM205 199V200H204ZM112 200H114V201H112ZM120 200V201H119ZM122 200V201H121ZM75 201V202H74ZM108 201V202H107ZM115 201H119V203H117V202H115ZM190 201V202H189ZM195 201V202H194ZM48 203H49V201H47ZM85 203V204H84ZM101 203H105V220H102V219H100L99 217V215H100V210H101V206H102V204ZM192 203V204H191ZM221 203V202H220ZM52 204V203H51ZM115 204V205H114ZM194 204V205H193ZM107 205V206H106ZM132 206V207H131ZM198 206V207H197ZM32 207L33 206H31V209H32ZM92 207H94V208H92ZM108 207V208H107ZM96 208H98V209H96ZM107 208V209H106ZM130 208H131V210H130ZM186 210H185V209ZM195 208H196V210H195ZM198 208V209H197ZM50 209L51 210H53L54 208L53 207H51V208H49V209H47L48 211H50ZM112 209V210H111ZM115 209V210H114ZM80 210H81V212H80ZM97 210H98V212H97ZM110 210L111 211H114L115 212V214L114 213H112L111 214V212H110ZM185 213V214H184ZM190 213V214H189ZM80 214H82V215H80ZM89 216V217H88ZM113 216V217H112ZM37 218H38V215L36 216ZM35 217V220L37 219ZM99 219H98V218ZM136 217V218H135ZM194 217V218H193ZM62 218H64V219H62ZM68 218V219H67ZM84 218V219H83ZM98 220H102V222H100L99 221V225H98V223L97 222H95L97 219ZM132 218H133V220H132ZM135 219H136V221H135ZM183 219V220H182ZM190 220V221H188V220ZM193 219V220H192ZM84 220V221H83ZM86 220V221H85ZM118 220V221H117ZM44 221H45V219H44ZM67 221V222H66ZM81 221V222H80ZM84 223H83V222ZM104 221H105V223L106 224H109L108 225V227H109V229L110 230H108V231H106L105 232V235H104V233H102L105 237H103V241H102V236H100V233L105 229V230H107L108 228H107V225H104L105 223H104ZM110 221V222H109ZM133 221H135V222H133ZM184 223H183V222ZM196 221V222H195ZM80 222V223H79ZM93 224H92V223ZM108 222V223H107ZM186 222V223H185ZM189 222H191V223H189ZM80 225H79V224ZM81 223H83L84 225L82 226V224ZM88 223V224H87ZM181 225H180V224ZM93 226H92V225ZM96 224V225H95ZM189 224V225H188ZM41 225V224H40ZM75 225H78V226H75ZM87 225V226H86ZM88 225H89V229L91 228V226L93 227V228H91V234L88 232V234H90V236H87V228H88ZM103 225H104V227H103ZM179 225V226H178ZM183 225V226H182ZM42 226V225H41ZM41 226L39 227L38 226V228L39 229H41ZM61 226V227H60ZM85 226L87 227V228H85ZM100 226V227H99ZM190 226H193V227H190ZM78 227V228H77ZM98 227V228H97ZM101 227H102V229H101ZM189 227V228H188ZM195 227V228H194ZM51 229V230H49L48 231V229ZM97 228V229H96ZM100 228V229H99ZM182 228V229H181ZM191 228V229H190ZM193 228V229H192ZM45 229H47V230H45ZM56 230L55 232H54V230ZM59 229V230H58ZM61 229V230H60ZM83 229V230H82ZM92 229H93V231L96 229L98 232H93L92 233ZM99 229V230H98ZM175 229L177 230V231H175ZM181 230V231H180ZM184 230V231H183ZM187 230H189V232H187ZM190 230H192V231H190ZM46 231V233H44ZM86 231V232H85ZM51 232H54V233H51ZM73 232V233H72ZM75 232V233H74ZM104 232V231H103ZM176 232V233H175ZM184 234H183V233ZM253 232V234L251 233V234H249V239H250V245H251V253H252V255H253V258L255 259V261H256V264L258 263V264H264V244H263V241H262V237H261V235L259 234V233H257L256 231H252ZM33 233H34V235H33ZM47 236V238H45V235ZM49 233V234H48ZM99 234V236L97 235V234ZM110 233H112L113 234V236H112V234H111V236H110V234L108 235V234ZM182 235H181V234ZM186 233V234H185ZM188 233V234H187ZM194 233H195V235H194ZM42 234L44 235V237H42ZM53 234V235H52ZM56 234V235H55ZM71 235V237H70V235ZM75 234V235H74ZM85 234H86V236H85ZM96 234V235H95ZM106 234H107V236H106ZM178 235H180V236H178ZM188 235V236H187ZM194 235V236H193ZM31 236V237H30ZM32 236L34 237V238H32ZM41 236V237H40ZM49 236V237H48ZM75 236H76V238H75ZM83 236L85 237V238H87L88 239V237H89V239H90V237H91V239L88 241L89 242V244L87 243V239H85V238H83ZM98 236V237H97ZM117 236V237H116ZM174 236V237H173ZM187 236V237H186ZM191 236H193L191 239V241H190V237ZM230 236V235H229ZM255 236L257 237V238H255ZM109 237H112V238H109ZM173 237V238H172ZM181 239H180V238ZM186 237V238H185ZM189 237V239H187ZM225 237V236H224ZM27 238H32L33 239V242H32V239H27ZM43 238V239H42ZM74 238H75V241H74ZM81 238H83V240L81 239ZM97 238V239H96ZM101 238V239H100ZM108 238H109V240L111 241V242H109L108 243ZM114 238V239H113ZM171 238L173 239V240H171ZM176 238V239H175ZM228 235H226V237H225V239L226 240H229L230 238H228ZM70 239V240H69ZM254 239V240H253ZM36 240H38V243H36L37 241ZM52 241V243H50L51 241ZM82 240V241H81ZM97 240H99V241H97ZM114 240V241H113ZM186 240V241H185ZM96 241H97V244H94V243H96ZM101 241H102V244H101ZM177 241V242H176ZM30 242V243H29ZM32 242V243H31ZM68 242H69V244H68ZM82 242V243H81ZM84 242H85V244H84ZM91 242V243H90ZM113 242V243H112ZM186 242L187 243H190L191 242V244H189V245H186ZM195 244H194V243ZM34 243V244H33ZM72 243V244H71ZM80 243H81V245H80ZM120 243V245L118 246L117 244H119ZM178 243V244H177ZM193 243V244H192ZM260 243H262L263 245L261 246V247H253V245H257L258 246V244H260ZM31 244H33V246H31ZM35 244H37V246H35ZM67 244V245H66ZM83 244V245H82ZM94 244V245H93ZM178 246H177V245ZM179 244H180V246H179ZM47 245H48V243H47ZM66 245V246H65ZM86 247H85V246ZM92 245V246H91ZM101 245V246H100ZM103 245V246H102ZM183 245V246H182ZM194 245V246H193ZM35 246V250H33L32 249V247H34ZM52 246H54V247H52ZM82 246L84 247V249L82 248ZM96 246V247H95ZM97 246H99V247H101L100 249L102 250H100L99 249V247L97 248ZM115 246H117V248L116 249H114L115 248ZM122 246V247H121ZM181 246H182V248H181ZM190 246V247H189ZM48 247H51L49 250L47 249ZM71 247V248H70ZM89 247H90V249H89ZM92 247V248H91ZM103 247V248H102ZM120 247V248H119ZM172 247V248H171ZM176 247V248H175ZM178 247V248H177ZM252 247H253V249H252ZM66 248H69V249H66ZM80 248V249H79ZM95 248V249H94ZM113 248V249H112ZM122 248V249H121ZM172 249V251H171V249ZM190 248V249H189ZM259 248V249H258ZM33 251H32V250ZM88 249L90 250V252L88 251ZM93 249L95 250V253H94V251H93ZM99 250V252H98V250ZM177 251H176V250ZM255 249H257V250H255ZM47 250V251H46ZM69 250V251H68ZM97 250V251H96ZM116 250V251H115ZM188 250V251H187ZM34 251H36V252H34ZM50 251H52V252H50ZM68 251V252H67ZM78 251V252H77ZM92 251H93V253H94V255L93 254H91L92 253ZM101 251V252H100ZM119 251V252H118ZM170 251V252H169ZM184 251H186V252H184ZM33 252V254H30V253H32ZM84 252V253H83ZM89 252V253H88ZM118 252V253H117ZM122 252V254H120ZM175 252H177V253H175ZM184 252V253H183ZM36 253V255H34ZM51 253V254H50ZM75 253H76V256H75ZM97 253H98V255H97ZM51 255V257H50V255ZM116 254H118V255H116ZM175 254V255H174ZM187 254V255H188ZM257 254V255H256ZM258 254H260V258L258 257ZM64 255H65V257H64ZM68 255V256H67ZM89 255V256H88ZM92 255V256H91ZM97 255V256H96ZM173 255V256H172ZM35 256H37V258L35 259ZM75 256V257H74ZM79 256V260H78V257ZM83 256V257H82ZM117 256V257H116ZM175 256H176V258H175ZM257 256V257H256ZM28 257V258H29ZM82 259H81V258ZM116 257V258H115ZM119 257V258H118ZM167 257H168V260H167ZM172 257V258H171ZM76 258V260H74ZM98 259V261H97V259ZM100 258V259H99ZM102 258V259H101ZM104 258V259H103ZM27 259V258H26ZM24 259V260H22V261H20V264H27L28 262H29V264H31L34 260L31 258H29V259ZM66 259H68V261L66 260ZM86 259V260H85ZM119 259V260H118ZM172 259V260H171ZM27 261V263H26V261ZM29 260H31V261H29ZM95 260V261H94ZM104 260V261H103ZM113 260H114V263H112L113 262ZM75 261V262H74ZM86 261V262H85ZM118 261V262H117ZM54 262H56V263H54ZM58 262V263H57ZM103 262V263H102ZM110 262V263H109ZM167 262V263H166ZM14 263V262H13ZM12 263V264H13ZM16 263V262H15ZM14 263V264H15ZM128 263V262H127ZM178 263L179 264H182V261H178ZM177 263V264H178ZM33 264V263H32Z\"/></svg>",
    "mask_w": 264,
    "mask_h": 264
},
{
    "label": "crops",
    "instance_id": "crops-1",
    "mask_svg": "<svg viewBox=\"0 0 264 264\" xmlns=\"http://www.w3.org/2000/svg\"><path fill=\"white\" fill-rule=\"evenodd\" d=\"M261 37H262V41H261V42L264 43V40H263V39H264V38H263L264 35H262ZM263 43H261V46H262L261 49L264 48V47H263V46H264ZM259 48H260V47H259ZM257 50H258V49H257ZM262 50H263V51H262ZM262 50H261L262 53H261L260 51H258L259 54L257 53V51H256L255 54H253L254 52L252 53V55H251V61H249V63H250L249 65H250V66H251V64H253V65L250 67V69H252V70L255 71V69H256L257 67H258V68H257L258 70L261 69V68H264V67H263V65H264V57H263V55H264V49H262ZM254 55H256V59H254L255 61L253 60V58H255V57H253ZM258 55H259V57H258ZM258 58H259V59H258ZM261 58H262V59H261ZM260 59H261L262 61H260ZM256 60H257V61H256ZM252 61H253V62H252ZM259 61L262 62L263 64H262V63H258ZM256 63H258V64H256ZM255 64H256V66H255ZM259 64H262V66L260 65V66H261V67H260ZM249 65H248V66H249ZM257 65H258V66H257ZM254 67H256V68H254ZM257 69H256V70H257ZM261 70H262V69H261ZM254 71H253V72H254ZM254 73H255V72H254ZM259 75H260V78H261V76H264V70H262L261 73H260ZM258 77H259V76L256 75L254 78H255V79H256V78L258 79ZM254 78H252V81H254Z\"/></svg>",
    "mask_w": 264,
    "mask_h": 264
}]
</instances>
